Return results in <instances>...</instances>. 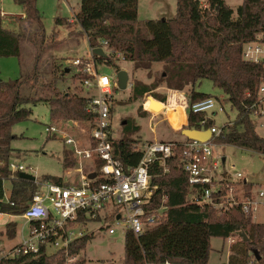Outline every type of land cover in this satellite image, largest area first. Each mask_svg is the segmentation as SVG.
I'll use <instances>...</instances> for the list:
<instances>
[{"label":"trees","instance_id":"trees-1","mask_svg":"<svg viewBox=\"0 0 264 264\" xmlns=\"http://www.w3.org/2000/svg\"><path fill=\"white\" fill-rule=\"evenodd\" d=\"M23 6L25 18L36 25L34 41L40 43L41 52L49 41L46 39L42 15L37 0H18ZM139 0H81L75 22L82 33L86 34L91 47L100 46V40L108 42L109 49L120 53L125 60L132 61L135 69L150 71L154 63L164 62L167 75L162 81L152 83H133V99L137 100L153 91L165 81L168 88L183 91L190 87V97L186 108L188 126L201 128L204 113H194L191 105L196 101L212 97L195 89L198 82L209 79L214 86L223 90L226 101L236 108L238 115L232 125L222 127L219 136L213 140L224 145H233L264 156V137L256 131L252 119V106L258 102L259 90L264 82L262 63L243 59V47L248 41L264 34V0H243L235 9L226 0H177L176 15L172 18L139 20ZM57 24L65 19L57 18ZM22 31H13L4 26L0 14V57L16 56L21 59ZM41 55V54H40ZM38 55L37 60L40 59ZM99 61L107 60L116 64L115 55L100 56ZM68 67H55L52 79L39 91V72L35 65L32 71L25 72L20 78L0 82V212L22 215L36 190L32 180L19 174L12 176L8 163L12 156L13 126L30 117V105L46 102L50 106L53 120H89L92 113L86 109L89 97L85 94L61 93L57 88L60 75L67 73ZM121 68H118L120 70ZM150 73V72H149ZM85 75L77 73L76 79ZM165 102L164 97L155 95ZM148 111L167 112L182 110L149 98L145 103ZM141 113V107L139 108ZM214 125L207 119L205 129ZM130 121L124 126L125 136L114 140L115 157L124 167L137 166L142 151L135 148L138 143L129 135L138 130ZM182 134V133H181ZM184 139H189L184 136ZM183 147L177 146L174 154L166 160L168 171L158 162L151 166V182L158 186L147 210L159 208L166 199L167 217L160 224L147 228L136 237L132 231L125 235L124 264H207L212 250L211 238L224 239L238 237L231 246L227 264H264V222H256L251 214H245L241 207L227 210L218 216L210 205L190 203L191 187L188 174L181 165ZM70 150L63 154L65 168L74 167L77 160ZM98 165H102L98 161ZM12 181L9 200H5L4 180ZM57 184H67L62 177L45 176ZM84 218V216H82ZM83 220V219H81ZM107 218L105 221H110ZM13 225V226H12ZM8 232L16 236L17 224L9 223ZM12 226V227H11ZM245 233L244 240L239 233ZM94 234H86L70 244L68 256L75 259L84 250ZM257 252V255H256ZM259 256V257H258ZM64 251L54 255H25L4 258L0 264H66ZM79 264H86L84 260ZM113 264V263H112Z\"/></svg>","mask_w":264,"mask_h":264},{"label":"rangeland","instance_id":"rangeland-1","mask_svg":"<svg viewBox=\"0 0 264 264\" xmlns=\"http://www.w3.org/2000/svg\"><path fill=\"white\" fill-rule=\"evenodd\" d=\"M81 0H37V7L42 15L45 27L46 39L48 45L41 52L40 43L34 41L36 25L22 15L23 6L18 0H0V12H3L4 26L13 31H22L25 37L21 41L22 58L16 56L0 57V82H8L21 77L25 72L32 71L35 65L39 72V88L44 91L45 86L52 79L51 71L55 67L70 68V71L60 75L57 88L61 93H77L79 95L87 94L82 87L80 80L75 78L78 73L76 66L69 64V59L90 53L88 38L82 33L80 27L75 22V14L79 11ZM232 4L233 0H226ZM241 3L242 0H234ZM233 6H236L235 3ZM235 7L234 17L237 16ZM177 0H139L138 12L139 20L158 18H172L176 15ZM14 16V17H12ZM57 18L65 19L64 24H57ZM41 54V55H40ZM38 55L40 59L37 60ZM116 64L104 61L99 64V70L115 78L118 68L127 69L129 72V82L152 83L156 79L162 81L167 75L165 63H154L152 69H135L132 61H127L124 57L116 58ZM150 72V73H149ZM195 89L207 94H211L224 106L222 111L212 113L211 118L214 125L222 128L225 125L234 122L238 111L227 102L226 94L220 88L214 86L209 79L198 82ZM47 90V88H46ZM158 95L164 97L165 104L177 108L179 105L188 106L190 97V87L183 91L168 88L165 81L153 91L145 96L135 100L133 99V89L128 87L114 90L115 109L114 125L116 133L122 139L125 136L124 126L130 121L133 126H139L138 130L132 132L129 137L136 139L138 143L152 141H178L182 137L180 130L173 127H180L185 122L184 110L167 112L148 111L144 103L149 96ZM160 100V99H159ZM141 107V113L139 108ZM218 105H216V108ZM32 113L29 118L18 122L13 126L12 133L15 138L12 140V160H17L26 167L32 174L38 178L45 179V176L62 177L65 182H77L81 178L79 162L74 167L65 168L63 165V154L65 150H70V145L65 143V135L69 134L83 145H86L88 139V124L85 121L78 120L67 125L66 120H53L50 116V106L46 102H39L36 105H30ZM257 116L252 115L256 126V131L264 137V104L259 108ZM263 109V113H262ZM154 112V113H153ZM127 121L123 125V121ZM73 121V120H69ZM55 124L63 131L50 135L46 127ZM121 125V126H119ZM173 126V127H172ZM188 124L183 127H187ZM182 127V128H183ZM218 144V154L226 158L225 162L219 167V171L230 174L228 177L237 179L236 173L240 172L248 178L246 185L236 184V194L239 199L247 200L248 197L258 202V208L250 213L256 222H264V197H259V191H264V156L247 149L233 145ZM72 155V154H71ZM74 158V156L72 155ZM75 159V158H74ZM93 167V164H85L84 172ZM227 175V174H225ZM240 181V180H239ZM4 189L6 196L9 197L12 191V181L4 180ZM218 216L224 215L226 209L220 210L213 207ZM16 223V236L14 238L8 232L9 223ZM109 223L105 220L91 221L87 224L88 234H94V237L88 242L86 248L82 250L74 260L67 259L66 264H79L84 260L86 264H124L125 258V232L117 229L115 234L108 232ZM13 226V225H12ZM11 226V227H12ZM30 224L22 215H11L7 213L0 214V246L6 250L18 244L28 235ZM235 240L238 237L233 236ZM212 250L209 254L207 264H227L228 252L231 243L228 238L212 237ZM54 253V250H49ZM54 255V254H52Z\"/></svg>","mask_w":264,"mask_h":264},{"label":"built area","instance_id":"built-area-1","mask_svg":"<svg viewBox=\"0 0 264 264\" xmlns=\"http://www.w3.org/2000/svg\"><path fill=\"white\" fill-rule=\"evenodd\" d=\"M99 43L100 46H90V53L68 60L70 65L78 68V74L85 75L79 80L87 91L85 95L89 97L86 109L93 115L89 120H85L89 129L86 145L69 134L65 135V143L71 146L70 151L79 162L77 170L80 171L81 178L77 182L57 184L35 175L33 182L36 190L33 200L22 214L30 224L28 235L10 249L3 250L0 246V261L25 255H52L60 251H64L67 259L72 261L74 259L68 256L70 244L88 234L86 227L91 221L99 222L109 218L111 220L107 226L110 234H115L119 228L120 231L124 230L125 235L127 231H132L136 237L141 236L147 228L160 224L167 217L166 199L164 198L159 208H146V204L158 189V186L151 182V166L158 162L159 166L164 167V172L168 171L166 160L174 154L179 145L183 147L181 165L188 174L191 187L190 203L207 204L226 211L241 207L245 214L253 213L258 208V202L252 198L243 200L236 194V184L246 185L249 182L247 177L238 172L235 175L237 179H234L228 177L229 172L219 171L226 158H222L217 152L218 144L213 137L219 136L222 128L215 125L209 128L212 138L208 141L183 139L136 143L135 148L143 153L139 164L129 167L122 165L115 157L113 146L114 140L121 139L114 125V90L120 87L116 76L113 78L99 70V64L107 60L99 61L93 49L103 48L107 55L112 54L116 58L122 55L109 49L106 40H100ZM242 56L247 61L262 63L264 66L263 33L257 34L255 39L244 44ZM128 87H133V83L129 82ZM148 99L146 98V101ZM262 104L264 82L260 86L258 102L252 106L251 115L257 116L259 111L256 107L259 108ZM191 109L194 113L205 114L199 129L206 130V120L212 119L211 114L222 111L224 106L212 96L196 101L191 105ZM74 122L73 120L72 123ZM69 123L70 121L67 122L68 126ZM233 123L230 122V125ZM46 131L55 135L63 130L52 124L46 127ZM98 161H101L102 165L99 166ZM85 164H93V167L84 172ZM8 169L13 177L21 172L32 174L30 167L17 160L10 159ZM92 172L97 175L90 179L88 175ZM257 195L264 197V191H259ZM9 197L5 193V200L8 201ZM49 250L55 252L50 253ZM164 264L172 263L167 261Z\"/></svg>","mask_w":264,"mask_h":264},{"label":"water","instance_id":"water-1","mask_svg":"<svg viewBox=\"0 0 264 264\" xmlns=\"http://www.w3.org/2000/svg\"><path fill=\"white\" fill-rule=\"evenodd\" d=\"M93 52L95 54H98L100 56H107L106 52L103 50V48H94L93 49ZM67 72L70 71V68H67L66 69ZM117 80H118V84H119V87L123 90L127 89L128 86H129V72L125 69H120L118 70L117 72ZM148 98H152L153 100H157L161 103H164L163 101L159 100V99H156L154 98L153 96H149ZM70 123H72V121H70ZM127 123V121H123V125H125ZM181 133L183 134V136L189 138V139H198V140H201V141H208L209 139L212 138V132L211 130L209 129H206V130H200V129H197V128H183L181 129ZM225 161V158L223 159ZM97 175V173L95 172H92L88 175V177L90 179H93L95 178ZM19 176L21 178H24V179H29V180H35L36 176L33 175V174H30V173H27V172H21L19 174ZM239 236L242 237L244 240H248V237L246 236L245 233L241 232L239 233ZM256 255H257V252H256ZM259 257V256H258Z\"/></svg>","mask_w":264,"mask_h":264},{"label":"crops","instance_id":"crops-1","mask_svg":"<svg viewBox=\"0 0 264 264\" xmlns=\"http://www.w3.org/2000/svg\"><path fill=\"white\" fill-rule=\"evenodd\" d=\"M242 2H243V0H242ZM242 2L238 4V3L234 2V0H233L232 4H229V3H228V4H229L230 6H232L233 8H235V7H238L239 5H241ZM234 3H235L236 6H233ZM0 13L2 14L3 12H0ZM17 16H22V17H24V16H25V13L23 12L22 15H17ZM4 17H6V14L3 15V21H4ZM12 17H14V16H12ZM88 43H89V42H88ZM89 48H90V46H89ZM118 54H119V53H118ZM125 70H127V69H125ZM181 106H182V108H183V110H184L185 122H184L180 127H173V126H172L173 129H175L176 131H177V130H180V129H183L182 127H183L184 125L188 124L187 110H186V108H185L184 105H181ZM180 131H181V130H180ZM183 139H184V137H182V136L180 135V138L177 139V140H178V141H181V140H183ZM228 239H229V241H230V243H231V246H232V244H233L234 242H236L235 238H233V237L228 238ZM232 240H234V242H232ZM231 246H230V251L228 252V259H229V256L231 255Z\"/></svg>","mask_w":264,"mask_h":264}]
</instances>
